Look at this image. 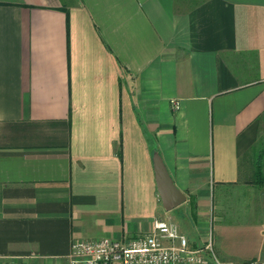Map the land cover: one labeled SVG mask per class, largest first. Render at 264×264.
<instances>
[{
    "label": "crops",
    "instance_id": "0c3cea01",
    "mask_svg": "<svg viewBox=\"0 0 264 264\" xmlns=\"http://www.w3.org/2000/svg\"><path fill=\"white\" fill-rule=\"evenodd\" d=\"M263 118L264 0H0V263L156 217L264 261Z\"/></svg>",
    "mask_w": 264,
    "mask_h": 264
},
{
    "label": "built area",
    "instance_id": "2783aa9c",
    "mask_svg": "<svg viewBox=\"0 0 264 264\" xmlns=\"http://www.w3.org/2000/svg\"><path fill=\"white\" fill-rule=\"evenodd\" d=\"M174 102V107H178ZM0 264H14L3 262ZM67 264H233L221 260L210 236L206 243L193 247L179 225L156 217L146 233L120 239L74 240ZM243 264H264L254 260Z\"/></svg>",
    "mask_w": 264,
    "mask_h": 264
},
{
    "label": "water",
    "instance_id": "95a60500",
    "mask_svg": "<svg viewBox=\"0 0 264 264\" xmlns=\"http://www.w3.org/2000/svg\"><path fill=\"white\" fill-rule=\"evenodd\" d=\"M158 169V182H159V188L162 194V197L164 199V201H166V199H169L171 190L176 189V187H174L172 180L170 178V176L168 175L167 171L165 170L164 166L159 165L157 167Z\"/></svg>",
    "mask_w": 264,
    "mask_h": 264
},
{
    "label": "trees",
    "instance_id": "16d2710c",
    "mask_svg": "<svg viewBox=\"0 0 264 264\" xmlns=\"http://www.w3.org/2000/svg\"><path fill=\"white\" fill-rule=\"evenodd\" d=\"M253 155L254 157V168H255V177H256V182L261 185L264 186V174H263V164H262V158L261 155L256 152V150H254Z\"/></svg>",
    "mask_w": 264,
    "mask_h": 264
},
{
    "label": "rangeland",
    "instance_id": "374dc122",
    "mask_svg": "<svg viewBox=\"0 0 264 264\" xmlns=\"http://www.w3.org/2000/svg\"><path fill=\"white\" fill-rule=\"evenodd\" d=\"M263 121H264V118H263ZM264 143V122H263V124H262V127H261V136H260V138H259V141H258V143L256 144V145H262ZM252 153H251V151L248 153V156L247 157H245V160H246V162L248 163L247 164V167L249 168V169H251V170H253L254 169V166H253V160H252V155H251ZM255 184H258L257 182H255ZM261 187V186H260ZM262 188L264 189V186H262Z\"/></svg>",
    "mask_w": 264,
    "mask_h": 264
}]
</instances>
